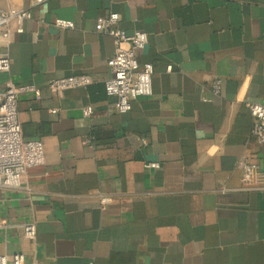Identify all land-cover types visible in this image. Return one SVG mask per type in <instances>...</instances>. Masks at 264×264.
Here are the masks:
<instances>
[{"label":"crops","instance_id":"crops-1","mask_svg":"<svg viewBox=\"0 0 264 264\" xmlns=\"http://www.w3.org/2000/svg\"><path fill=\"white\" fill-rule=\"evenodd\" d=\"M0 10L26 13L8 21V42L0 35V89H39L38 99L19 96L17 117L44 153L19 187H0V254L24 264H264V145L250 136L247 107L264 104V0H0ZM110 12L127 34H147L137 61L152 66L151 94L125 113L103 85L114 46L98 19ZM78 74L92 82L46 85ZM23 223L35 225L32 239Z\"/></svg>","mask_w":264,"mask_h":264},{"label":"built area","instance_id":"built-area-1","mask_svg":"<svg viewBox=\"0 0 264 264\" xmlns=\"http://www.w3.org/2000/svg\"><path fill=\"white\" fill-rule=\"evenodd\" d=\"M39 2L41 0H35ZM26 13L18 14L0 10V35L8 42L10 32L6 28L8 21L16 17L21 22ZM55 25L62 28H72L70 21L57 19ZM99 29L109 35L113 41V53L106 65L109 76L103 80L105 93L115 98L113 108L118 113H125L131 107V101L151 94L152 66L139 65L137 52L147 43V34L134 31L127 34L119 25V15L110 12L98 19ZM20 26L16 31H20ZM9 68V59L6 52L0 51V72ZM92 82L88 74L70 75L50 79L47 87L60 93L65 89L85 87ZM222 82L219 78L211 80L210 88L214 94L221 91ZM31 93L39 98V89L33 84H16L6 80L0 89V187H19L28 169L44 164V153L41 143L36 139H25L21 135L17 117V101L20 95ZM252 117L250 136L260 145H264V104L248 103ZM84 116L91 114V107L82 109ZM147 167L156 168V163H148ZM2 223L0 221V227ZM23 238L32 239L36 230L33 223L16 225ZM0 264H24V255L14 253L9 258L0 254Z\"/></svg>","mask_w":264,"mask_h":264}]
</instances>
